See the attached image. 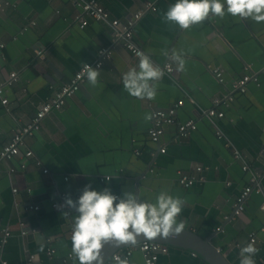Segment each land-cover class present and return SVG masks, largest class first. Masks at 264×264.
Listing matches in <instances>:
<instances>
[{
    "label": "crops",
    "instance_id": "obj_1",
    "mask_svg": "<svg viewBox=\"0 0 264 264\" xmlns=\"http://www.w3.org/2000/svg\"><path fill=\"white\" fill-rule=\"evenodd\" d=\"M1 2L0 86L11 72L17 80L5 88L7 108L0 103V149L82 65L94 62L97 48L112 45L107 23L90 21L83 29L76 25L82 11L72 0ZM98 2L121 21L145 2H154L156 11L137 22L133 40L155 66L170 62L174 73L152 82L157 86L155 99L131 97L122 77L133 68L139 70L140 59L115 44L110 60L99 70V84L93 87L86 81L61 110L43 119L26 143L47 173L24 157L3 164L0 171V264H79L71 250L79 214L65 205V198L78 200L89 184L92 190L109 188L117 197L132 192L139 202L149 203L167 190L186 201L179 217L186 221L185 229L206 239L228 264H239L240 250L253 234L259 250L254 259L264 264V193H250L243 212L233 216L235 199L250 176L264 174V22L210 13L204 22L182 30L163 19L177 0ZM173 52L185 61L183 71L172 59ZM212 69L221 70V84ZM246 73L256 80L220 106L224 118L217 125L226 141L219 140L205 111L214 97L232 95L233 85ZM179 101L183 104L174 116L176 126H169L159 143L150 142L151 124L145 117ZM187 120L196 122V130L180 138L177 124ZM160 148H165L163 154ZM232 148L240 151L248 172L233 158ZM198 166L204 181L182 188L177 172L193 174ZM261 188L264 192V178ZM26 205L39 209L23 211ZM18 220L25 224L24 237L19 236ZM6 230L10 236L2 243ZM48 247L54 250L52 256L47 255ZM131 264H144L139 251L132 253ZM156 264L207 263L191 252L170 248Z\"/></svg>",
    "mask_w": 264,
    "mask_h": 264
},
{
    "label": "clouds",
    "instance_id": "obj_2",
    "mask_svg": "<svg viewBox=\"0 0 264 264\" xmlns=\"http://www.w3.org/2000/svg\"><path fill=\"white\" fill-rule=\"evenodd\" d=\"M210 13L221 19L227 13L260 23L264 22V0H177L169 6L163 19L187 30L204 22ZM172 59L179 62L177 68L183 71L185 61L175 52ZM84 67L87 81L96 87L100 71L88 64ZM164 74L148 55H141L139 70L133 68L123 74L124 90L139 100L155 99L157 86L152 82L160 81ZM145 119L150 120L152 117L149 115ZM185 203L183 198L173 196L167 190L156 196L155 203H149L139 202L132 192L117 197L109 188L97 191L92 190L90 184L86 185L78 200L70 196L65 198V205L79 214L75 217L71 236L72 253L78 258L79 264H104L102 249L109 242L114 241L115 246L128 242L135 244L140 235L146 240L174 239L186 228V221L179 219ZM258 251L254 243L242 247L239 264H256L254 257ZM120 264H124V261H120Z\"/></svg>",
    "mask_w": 264,
    "mask_h": 264
},
{
    "label": "built area",
    "instance_id": "obj_3",
    "mask_svg": "<svg viewBox=\"0 0 264 264\" xmlns=\"http://www.w3.org/2000/svg\"><path fill=\"white\" fill-rule=\"evenodd\" d=\"M75 4H77L81 11L82 16H78L77 18V26L80 29L86 27L90 21L94 22H103L107 23L112 30V38L110 46H101L97 48L95 52V59L90 65L94 69L100 70L105 61L110 60L112 55V46L115 44H121L122 47L133 55L136 58L144 55L142 50H140L134 43V27L137 22L148 13H154L156 11V5L154 2H145L141 8L137 11L132 12L131 15L125 20L121 21L115 18H111L109 12L98 2V0H72ZM166 1V0H162ZM6 5L7 3L4 2ZM2 7V2L0 0V9ZM3 47V44H0V48ZM85 65V64H84ZM82 65L69 79L65 84H63L59 89H57L51 98L46 102L42 103L39 108L36 110L35 114L32 118L25 123L16 133L13 134L10 141L0 149V171L3 164L9 163L12 159L16 157H24L27 160L33 161L35 167L40 168L43 173H47L45 168L41 167V162L34 157L33 152L27 147L26 140L30 139L34 136L36 132H38L43 119L52 111H59L63 108L66 101L73 97L82 87V85L87 81L86 78V69ZM164 71V75L170 76L173 75L174 69L170 62H166L162 66H157ZM214 77L216 78L218 83H222V73L219 69H212ZM17 80V74L15 72H11L4 84L0 86V103L7 108L9 104V100L4 95L5 88L7 86H11ZM256 76L245 74L239 80L235 82L232 87V95L225 96L224 98L214 97L211 102V107H209L205 111V117L212 124L214 133L217 139L226 141V136L219 129L217 122L224 118V112L220 109V106H227L230 102L233 101V93L237 92L239 94L244 93L246 91V85L250 81H255ZM182 101H179L166 109H153L150 112V116L152 119L148 120L151 126L148 129L147 136L150 142L157 144L160 142L165 130L169 126H176L175 123V113L176 110L182 106ZM196 130V122L193 120H187L184 123L177 124V133L180 138L186 137L187 134L194 132ZM160 153L165 152V148H160ZM135 155H139L138 151H135ZM232 156L233 158L242 164L241 168L243 171L248 172L249 166L248 163L244 161V157L235 148H232ZM21 167H25L24 164ZM10 173L13 172V168L8 167ZM264 178V174L261 178L254 176L253 174L250 176V180L248 185H246L242 191L238 194L234 202L233 208V216L238 217L245 208L246 200L250 193L255 192L258 194H263V189L261 188V179ZM109 179V178H105ZM203 168L198 166L195 168V172L193 174H186L184 172H177V182L182 188H190L196 182H203ZM229 185V184H227ZM16 190L13 189V193ZM55 206V205H54ZM39 209L36 205H26L22 208L23 211H37ZM260 210L264 213V202L260 205ZM18 231L19 236L24 237L27 234L25 224L18 220ZM264 229V225H263ZM10 236V231L6 230L3 233L2 243H5L6 239ZM249 241L251 243H255L256 236L255 234L251 235ZM51 240L48 239L47 243H50ZM134 251H139L142 254L144 259V264H156L158 257L160 255H164L168 253V247L165 245H161L153 242H141L137 245L130 246L125 248L124 250H119L114 253L108 260L104 262V264H120V261H124V264H131V255ZM54 250L51 247L47 248V255L52 256ZM33 259V257H30Z\"/></svg>",
    "mask_w": 264,
    "mask_h": 264
},
{
    "label": "water",
    "instance_id": "obj_4",
    "mask_svg": "<svg viewBox=\"0 0 264 264\" xmlns=\"http://www.w3.org/2000/svg\"><path fill=\"white\" fill-rule=\"evenodd\" d=\"M131 230V229H130ZM141 242H153L161 245H165L170 248L180 249L184 251L191 252L198 258L206 262L207 264H228L221 256L220 252L216 250L212 245L208 243L206 239L201 238L199 235L189 231L184 230L183 233L176 238L162 239L156 238L153 240H146L143 235L137 236L136 243L133 244L128 242L126 244H120L115 246V242H109L104 245L102 249V255L104 257V262L108 260L114 253L124 248L137 245ZM96 264V262H93Z\"/></svg>",
    "mask_w": 264,
    "mask_h": 264
}]
</instances>
